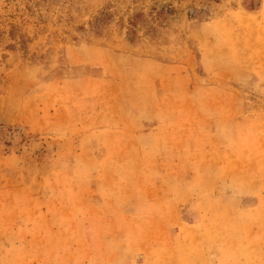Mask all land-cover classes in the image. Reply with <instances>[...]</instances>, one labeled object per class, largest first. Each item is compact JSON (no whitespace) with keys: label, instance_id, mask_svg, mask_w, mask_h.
Listing matches in <instances>:
<instances>
[{"label":"rangeland","instance_id":"374dc122","mask_svg":"<svg viewBox=\"0 0 264 264\" xmlns=\"http://www.w3.org/2000/svg\"><path fill=\"white\" fill-rule=\"evenodd\" d=\"M0 264H264V0H0Z\"/></svg>","mask_w":264,"mask_h":264}]
</instances>
